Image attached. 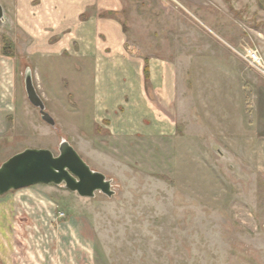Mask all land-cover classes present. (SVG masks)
<instances>
[{
    "label": "rangeland",
    "instance_id": "374dc122",
    "mask_svg": "<svg viewBox=\"0 0 264 264\" xmlns=\"http://www.w3.org/2000/svg\"><path fill=\"white\" fill-rule=\"evenodd\" d=\"M120 1L105 16L172 86L156 102L168 127L155 112L151 134L95 119L79 45L51 61L34 55V34L58 36L51 6L38 28L37 0H0V165L26 148L57 155L66 139L114 190L1 195L0 264H264V77L234 51L264 59V0ZM26 69L54 127L27 100Z\"/></svg>",
    "mask_w": 264,
    "mask_h": 264
},
{
    "label": "crops",
    "instance_id": "0c3cea01",
    "mask_svg": "<svg viewBox=\"0 0 264 264\" xmlns=\"http://www.w3.org/2000/svg\"><path fill=\"white\" fill-rule=\"evenodd\" d=\"M33 7L35 26L41 27L42 5L55 21L58 36H32L33 53L39 59L74 52L79 45L83 67L91 69V111L95 119L110 122L112 131L121 134L143 132L151 134L153 116L162 110L156 102L169 94L170 82L166 66L158 59H140L131 55L124 27L117 17L105 16L106 9L116 12L120 0H37ZM69 30L70 33L64 34ZM66 56V55H65ZM85 62V64H84ZM174 87V86H173ZM37 90V89H36ZM164 116L162 112H159ZM158 115V114H157ZM156 116V115H155ZM148 118V119H147ZM166 123L160 125L166 129ZM148 120V121H146ZM139 130V131H138Z\"/></svg>",
    "mask_w": 264,
    "mask_h": 264
},
{
    "label": "water",
    "instance_id": "95a60500",
    "mask_svg": "<svg viewBox=\"0 0 264 264\" xmlns=\"http://www.w3.org/2000/svg\"><path fill=\"white\" fill-rule=\"evenodd\" d=\"M3 15L0 5V20ZM24 89L27 100L38 109L41 119L54 127L55 121L46 111L29 69L25 71ZM35 184L63 185L68 191L84 198H93L96 192L109 198L114 194L111 180L91 169L66 139H61L57 155L45 148H26L1 163L0 196Z\"/></svg>",
    "mask_w": 264,
    "mask_h": 264
},
{
    "label": "built area",
    "instance_id": "2783aa9c",
    "mask_svg": "<svg viewBox=\"0 0 264 264\" xmlns=\"http://www.w3.org/2000/svg\"><path fill=\"white\" fill-rule=\"evenodd\" d=\"M235 53L239 55L249 67L257 71L262 77H264V59L259 52L252 48H244L241 51L235 50Z\"/></svg>",
    "mask_w": 264,
    "mask_h": 264
}]
</instances>
